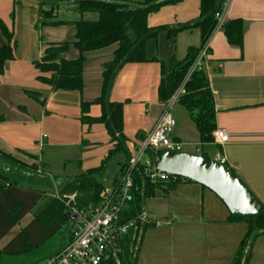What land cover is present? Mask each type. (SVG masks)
Segmentation results:
<instances>
[{
    "label": "crops",
    "instance_id": "crops-1",
    "mask_svg": "<svg viewBox=\"0 0 264 264\" xmlns=\"http://www.w3.org/2000/svg\"><path fill=\"white\" fill-rule=\"evenodd\" d=\"M199 3L183 0L162 7L147 17V27L193 21L199 16ZM62 7L55 10L52 21L76 22L58 20ZM68 8L73 10V6ZM225 17L226 22H242V44L229 45L222 30L214 32L208 42L209 56L203 70L214 99L216 130L228 136L227 143L209 150L208 155L211 160H224L264 206V0H231ZM80 18L95 21L97 15L86 13ZM0 20L12 32L14 46L13 59L5 63L0 75V152L31 166L47 151L70 150L77 156L73 175L98 167L112 145L103 125L81 124L80 103L100 95L102 65L111 60L117 46L85 55L81 92L53 91L37 81L40 73L34 64L40 61L44 44L73 42L74 27H41L33 0H0ZM3 42L0 36V46ZM199 45L198 28L159 33L145 43L146 62L126 64L117 73L109 101L124 104L123 133L130 156L131 149L134 152L164 111L157 90L167 75L169 60L182 61L189 48ZM63 58L74 60L77 52L71 49ZM170 112L176 120L173 140L182 145V152L197 154L199 134L187 111L175 103ZM88 116L99 117L100 107L91 106ZM148 200L162 202L164 213H157V220L145 204L146 216L155 227L143 236L137 264H232L246 224L227 222L229 212L213 193L198 184L182 182L166 196ZM32 220L33 213L26 214L0 240V250ZM54 240L57 245L49 249ZM54 240L2 261L39 264L58 251L60 241ZM248 264H264V237L254 242Z\"/></svg>",
    "mask_w": 264,
    "mask_h": 264
},
{
    "label": "trees",
    "instance_id": "trees-1",
    "mask_svg": "<svg viewBox=\"0 0 264 264\" xmlns=\"http://www.w3.org/2000/svg\"><path fill=\"white\" fill-rule=\"evenodd\" d=\"M38 5L39 25L74 27L73 42L61 44H44L39 62L34 64L40 73L37 81L48 85L53 91L81 92L83 89V68L87 53L100 51L116 45L112 58L102 65L100 95L91 102L81 101L80 122L86 126L103 125L110 139L111 149L96 168L89 169L74 176L57 181V195L47 198L53 188L51 176L47 171L48 163L28 166L9 155L0 152V240L28 213H33V220L0 250L2 258L15 257L40 248L55 238L60 241L56 256L68 243L73 224L70 209L85 210L96 206L104 186L114 183L120 173L129 165L131 156L127 148V138L123 133V103L109 101L114 78L126 64L144 63L145 43L159 33H177L183 30L198 28L200 45L189 48L182 61L172 57L168 62L167 75L161 80L157 90V100L164 105L183 84L188 72L195 62L200 50L209 41L216 26L215 15L220 12L224 0H200L197 19L172 26L147 27V17L158 12L162 7L174 6L183 0H33ZM16 5V2L15 4ZM62 5L73 6L80 14L97 15L95 21L80 19L76 22H53V13ZM48 7V10L45 8ZM38 25L36 28L38 29ZM222 32L229 45L241 47L243 27L239 20L226 22ZM0 36L4 39L0 46V75L4 65L13 59V34L0 20ZM74 49L77 58L65 60L63 55ZM37 99L35 94H29ZM188 113L199 134L200 150L197 155L210 159L209 150L219 146L213 144L212 133L216 130L215 108L212 92L205 71H194L184 85V92L178 99ZM100 107V116H88L89 108ZM3 118L0 117V123ZM160 151H148L150 160L159 158ZM122 156L118 162V173L108 181L107 169L110 163ZM225 165V164H224ZM108 181V182H107ZM182 182L190 180L175 177L168 182L150 183L140 164L132 172V201L122 214L124 223L133 222V226L121 242V253L118 264H137L140 247L145 232L155 227V222L146 216L145 204L148 199L166 196ZM204 188V187H203ZM73 197L69 201V197ZM260 203V202H259ZM261 212L256 216L231 215L230 223H245L246 232L234 254L232 264H248L254 242L264 237V206L260 203ZM38 264V263H37ZM103 264H117L108 260Z\"/></svg>",
    "mask_w": 264,
    "mask_h": 264
},
{
    "label": "built area",
    "instance_id": "built-area-1",
    "mask_svg": "<svg viewBox=\"0 0 264 264\" xmlns=\"http://www.w3.org/2000/svg\"><path fill=\"white\" fill-rule=\"evenodd\" d=\"M230 1L224 0L220 12L215 15L216 26L213 33L221 30L226 23L225 14ZM208 42L200 50L183 84L164 104V111L153 129L134 148L129 165L118 175L114 183L104 186L96 206L85 210L70 209L73 224L67 245L56 256L39 264H103L108 260L119 263L121 242L134 224L122 221V214L132 201V172L141 164L150 183L168 182L170 178H175L157 171L158 158L150 160L147 153L148 151L182 152V145L173 140L176 120L170 111L172 106L178 103L191 74L203 69L204 61L209 56ZM212 137L214 145H223L228 141L227 134L222 130H215ZM214 161L224 165V160ZM72 200L73 197H69V201Z\"/></svg>",
    "mask_w": 264,
    "mask_h": 264
},
{
    "label": "water",
    "instance_id": "water-1",
    "mask_svg": "<svg viewBox=\"0 0 264 264\" xmlns=\"http://www.w3.org/2000/svg\"><path fill=\"white\" fill-rule=\"evenodd\" d=\"M156 169L209 190L231 215L256 216L261 212L259 201L229 166L197 154L162 151Z\"/></svg>",
    "mask_w": 264,
    "mask_h": 264
},
{
    "label": "rangeland",
    "instance_id": "rangeland-1",
    "mask_svg": "<svg viewBox=\"0 0 264 264\" xmlns=\"http://www.w3.org/2000/svg\"><path fill=\"white\" fill-rule=\"evenodd\" d=\"M69 6L63 5L61 12L63 14H60L58 16V20H68V21H78L80 20V14L76 13L74 10L68 8ZM56 8L55 10H57ZM54 10V12H55ZM68 12V13H67ZM187 150V149H186ZM193 151V150H190ZM131 154L133 155L134 152L131 149ZM146 159V158H145ZM123 157L119 156L116 159H114L108 169L106 176L108 177V181H110L114 174L116 173L118 169V162H122ZM48 163L49 167H47V171L51 176L52 185L53 188L47 193V198H52L57 195V191L59 190L57 187V181L69 177L74 176L73 175V167L77 164V156L73 151L70 150H50L46 152V155L44 158L37 160L35 164H32L31 166H38V171L42 169L41 164ZM57 178L58 180H56ZM107 181V182H108ZM109 184V182L107 183ZM72 197V196H71ZM146 208L149 213H155V218L159 220L158 214L164 213V206L163 203L160 201L155 200H148L146 202ZM158 213V214H157ZM160 216L162 214H159ZM57 245V241H52L48 246V248L53 249ZM46 248V249H48Z\"/></svg>",
    "mask_w": 264,
    "mask_h": 264
}]
</instances>
